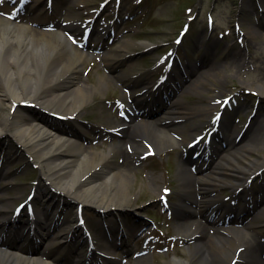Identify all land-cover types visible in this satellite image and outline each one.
<instances>
[{"label": "bare ground", "instance_id": "obj_1", "mask_svg": "<svg viewBox=\"0 0 264 264\" xmlns=\"http://www.w3.org/2000/svg\"><path fill=\"white\" fill-rule=\"evenodd\" d=\"M84 3L85 0H76V10H81ZM40 8H42L41 5L38 9ZM38 9H34L33 6L31 12L40 16L43 9L40 12ZM77 12L69 11L65 14L69 20L68 26L65 27L62 24H49L40 21L36 22L38 24L36 26L30 21H19V16L11 20L0 14V139H11L17 148L20 147L17 153L21 150L20 152L28 153L38 160L41 178L44 180L38 193L46 199L47 204L44 209L34 210L36 212L31 220L20 219L13 222L12 216H9L12 207L4 203L3 193L0 190V233L4 230V234L12 242L11 244L0 242V264H80L78 261L82 256L83 241H80L82 239L80 236L74 238L76 236L73 229L74 223L70 219H63L62 222L57 223L53 241H62L63 245L73 242L70 243L71 246H68V250L69 254L75 255L76 260L71 263L55 260L52 253L47 250L37 254V250L34 248L32 253H27L16 248V245L18 242L28 239V234L24 233L27 226H30L28 232L33 228L41 240L49 237V234L43 232L45 229L42 227L47 225L46 229L49 230L54 226L49 223L51 215L53 214V217L57 219L58 214L68 213L67 209H59L60 204H56L57 201L59 203L63 201L65 205L69 203L71 207L75 208H96L103 211L106 216L116 215L119 217L127 212L124 208L128 207V200L131 196L129 194L130 187L123 171L117 166L111 165L114 152L123 150V144L125 146L130 144L134 155H140L143 144L139 141L143 142L148 139L152 140L154 144L156 143L160 151H163L168 142L174 143L165 125L179 111L181 113L182 107L185 109L186 102L182 98V93H186L191 88H196L199 92L203 91L199 88L200 81L198 80L186 88L182 87L183 91L181 88L179 89L178 83L174 82V89L164 91L169 96L173 94L170 98L171 103L165 105L164 92H159V98L153 96L155 92H151L146 85L137 84L128 73H120L119 81L132 85L133 89L140 88L133 90L131 98L134 99V102L131 103V106L123 109L126 110L130 121L122 120L120 124L112 127L127 125L126 129L121 130L125 141L112 145L109 152L89 151L81 147L79 141L87 139V135L95 132L96 127L90 128L80 122V114L87 105L90 93L85 86L77 84L78 73L89 60L90 51L96 49L93 46H104L107 30L102 29L100 32L96 30V36L90 38L92 44H88V48L79 49L72 42V37L79 31H86V28L76 23L79 16ZM250 32L253 35L257 34L252 28ZM131 44V40L122 39L116 47L104 46L107 50L103 56L105 65L111 68L114 64L128 61L127 54L130 53ZM210 72L211 69H206L201 72L200 77L208 75ZM109 80L110 78L106 74L101 75V80L95 89L102 91L108 86ZM152 86L154 87V85ZM177 89L179 90L174 93ZM256 90L261 96H264V79L261 80ZM141 91L143 93L140 95ZM144 96H146V102L142 106V110L147 112L148 118L154 114L155 107L159 109V106H166L162 109L165 112L158 117V120L153 121L154 123L139 122L137 121L139 116L130 113L135 112L138 107L141 108L142 102L145 101ZM30 104L34 105V112L29 111ZM217 109L218 106L212 104L210 107L203 105L202 107L196 106L193 110L186 108V113H190L191 116L207 117L209 112ZM50 115L64 117L66 119L65 126L59 125ZM234 127L228 122L224 128L222 126L221 135H215L214 142L222 143V140H225L227 147L220 150L214 148L216 152L211 157L217 155L218 158L210 166L212 171L209 174L201 166L196 169V175L193 170L188 168L190 164L181 163L184 173V176L181 177V187L184 189L180 193V203L175 204L174 211L183 216L188 213V217L191 218V221L187 218L188 221L192 222L191 225L194 228L196 227L195 231L186 232L184 229L188 224H182L181 234L185 235L186 239L198 237L196 238L197 244L193 248L187 247L188 249L185 251L187 258L175 257L171 264H229L236 256L237 248L240 245L246 246V250L242 254L246 264H264V259H259L261 250L258 247V242L246 232L245 228L235 230V235H237L235 240L225 237L219 230H223L224 226H218L219 229L211 235L204 225L198 224L199 220L191 217V214L196 213L197 217L203 218V215L209 212L208 216L211 217L213 214V219L216 224H219L218 221L223 220L228 214V209L219 200V195L215 194V189H210V192L201 196L200 199L195 196L194 192L199 188L208 187L209 183L214 181V177L221 175L228 168L235 174L234 182L238 184L237 188L243 186L247 181V178L244 177L245 174L249 178L264 169V157L252 155L258 153L261 146L264 147V143L257 140L262 139L260 137L261 129L257 128L255 131L252 129V132L251 129L248 130L244 138H247L250 132V137L253 138L249 144L240 145L236 144L235 140L241 133ZM179 129L178 127L177 130ZM220 139L222 140L220 141ZM185 142L189 143L190 141L185 140ZM134 155L132 154V156ZM122 156L125 161L131 157L127 151H123ZM188 162L190 163V160ZM124 169L127 171L129 167ZM187 178L190 179L189 182H187ZM218 179L220 182L222 181L221 178ZM50 202H53V206ZM212 206H216V209H212ZM258 208L257 216L264 217V201ZM256 223L264 227V221ZM225 230L232 233L234 227ZM117 231L119 233L118 228ZM128 235L130 234L124 233L120 239V236L116 237V242H121L125 249H129L126 239ZM35 254L37 255L35 256ZM146 261L147 258L144 257L139 262L146 264Z\"/></svg>", "mask_w": 264, "mask_h": 264}, {"label": "rangeland", "instance_id": "obj_2", "mask_svg": "<svg viewBox=\"0 0 264 264\" xmlns=\"http://www.w3.org/2000/svg\"><path fill=\"white\" fill-rule=\"evenodd\" d=\"M64 1L66 2L64 3ZM75 1L54 0L53 10L48 11L51 9L47 7L45 0H31V6L32 3L43 2L41 6L44 10L41 12V19L40 17L37 19L36 14L30 13V10L28 12V3L22 9L23 13L20 16L23 20H31L32 22L62 23L67 20L64 15L66 12L75 11ZM259 2H262L264 6V0H142L140 4L138 0H122L121 11L115 13L114 8L118 5V0H85V9L88 10V13L102 11L99 20L109 24L113 29V34L109 35L105 42L106 45L116 47L118 41L122 39L131 40L132 44L129 48L130 53L127 54L128 61H122L123 63L114 64L109 68L102 60V52L100 54L93 52L78 73L77 84L85 86L90 93L87 105L80 114V121L90 126L95 125L100 130L98 135H90L89 137H92L90 140L81 141L80 146L89 151L109 152L113 144L125 141V138L109 133L112 131L111 126L122 120L121 109L123 105L130 103L129 99H125V96L128 97V93L132 92V87L122 84L118 80V75L123 72L128 73L135 77V82L138 84L148 82L149 87L159 81L166 74L165 67L168 59L163 58L173 48L176 49L175 40L181 36L188 19L192 15H197L198 8L199 14L190 22L191 28L184 36L178 51L185 63L184 57L188 56L189 61L186 65L191 62L199 67L197 72L184 78L185 86L188 87L198 80L200 81L199 88L203 91L199 92L196 88H191L187 93H184L185 107L189 110L195 109L196 106L210 107L212 102L223 105L224 98L231 94L233 98L231 103L225 106V111H227V107L232 109H230L231 112L225 113V122L235 123L238 127L248 125L253 119H250V113L252 110H257L260 118L259 121L253 119L252 124H255L253 129L254 131L257 128L261 129L260 137L262 139L257 140L264 143V96H261L256 90L261 80L264 79V11H259ZM17 10L18 4L14 0H0V11L4 14H14ZM209 14H213L214 26L208 23ZM88 15L81 13L79 20L85 19ZM237 23L240 25L238 31L243 32L244 35L235 30ZM251 28L257 32L256 35L250 32ZM149 48L150 50H148ZM183 51L187 55H184ZM203 69H211L210 74L200 77ZM180 71V69H176V72ZM105 74L110 78L108 86L102 91H97L95 86H98L101 75ZM182 110V114L176 115L180 116L176 119L177 124L166 127L174 143L168 142L163 151H160L158 145L148 139L144 140L145 143L148 142L154 149L150 155L135 156L133 149L123 144V150L115 151L111 159V165H115L123 171L129 183L131 196L128 200V207L124 208L127 212L119 217L111 216L107 220L111 219L116 223L127 222L134 225L144 222L147 224L146 219L150 218L154 222L156 221V225L160 231L163 229L162 231L166 236L170 235L171 238L174 235H181L180 238L169 241L163 247L162 243L156 240L161 232H157V227L150 226L148 222L146 226L149 228L148 230L130 239V245H135L138 251L142 249L147 240L153 241L151 246L155 249H152L154 250L152 254L150 252L145 254L146 264H171L175 257L187 258V253H185L187 247L193 248L197 244L196 238L198 236L186 240L185 235L181 234L183 229L180 227L182 224H188L184 229L186 232L196 230V227L191 225L192 222L187 219L188 213L182 220H170L162 198L169 189L171 191L167 195L171 203L170 209L173 208V204L179 203L180 192L184 189L181 187V177L184 176L181 163L189 164L190 159L183 157L187 146L184 139L193 140L196 135L200 134L198 132L194 136L193 131L180 133L176 131L177 128L188 127L191 129L197 124L203 123V129L211 130L213 126L209 120L215 115L214 112H209L207 117L197 118L191 116L190 113L187 114L186 109ZM30 112L33 111L30 110ZM184 119L185 121H183ZM144 141H139L143 144L139 154L146 150ZM201 143L203 142L201 141ZM19 148L11 139H0V152L6 155L5 159L0 162V169L11 166L12 170L17 172L8 175L9 177L6 176L14 182L2 190V200L12 208L20 205V203H25L36 184L41 187L44 183L38 160L28 153L20 152L21 150L17 153ZM123 151L130 153L129 160H124ZM252 155L264 157V147L261 146L258 153ZM125 166L129 167L127 171H124ZM244 177L247 178L248 175L245 174ZM189 178H187V182H189ZM218 178H221L222 182ZM234 178L235 174L228 168L221 175L213 178L214 181L209 183L210 188H213L215 184L219 185L217 194L224 199L232 195L235 185ZM258 181L264 182V171L253 180L251 189H257ZM3 183L0 182V185ZM195 196L198 197L197 193ZM32 203L40 208L46 206L45 199L39 195ZM50 203L53 205V202ZM225 204H230V200L225 201ZM62 207L69 212L67 216L64 215L63 217L75 220L76 208L71 207L69 203L62 204ZM12 208H10L9 216L14 215ZM99 213V210L92 207H85L83 210V215L97 239L98 249L107 248L109 255L115 257L113 261L117 264H136V256L133 257L130 253L122 255L115 247H109V242L102 238L104 233L101 228L106 221ZM198 220H200L198 224L204 225L211 234L210 225L206 224L205 220L200 218ZM163 226L164 228H162ZM263 230L260 227L264 236ZM249 234L258 242V247L261 250L259 259H264V248L260 244V236L257 238L253 231H249ZM52 242H46L45 248L54 247L51 250L59 258L67 256L68 247L64 245L60 247L58 246L59 242L58 244ZM165 243H167V239H164ZM26 244L29 249L32 248L30 243L26 242ZM240 247H243V251L238 253L237 264H246L242 257L246 246L240 245ZM165 248L168 250L165 251ZM86 249L87 244H83L82 250L86 251Z\"/></svg>", "mask_w": 264, "mask_h": 264}]
</instances>
